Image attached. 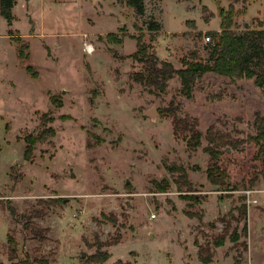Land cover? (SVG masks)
<instances>
[{
	"label": "rangeland",
	"instance_id": "374dc122",
	"mask_svg": "<svg viewBox=\"0 0 264 264\" xmlns=\"http://www.w3.org/2000/svg\"><path fill=\"white\" fill-rule=\"evenodd\" d=\"M144 1L142 16L126 0H17L12 24L0 10V264H85L97 239L118 235L105 248L108 264H204L199 248L206 245L210 264H264V154L254 143L227 151V185H213L206 138L190 149L174 134L173 117L161 113L175 99L178 116L198 118L204 134L215 126L246 142L256 134V113H264L263 89L255 79L207 74L192 99L181 95L179 77L160 93L134 80L144 65L132 58V37H141L178 69L194 51L206 61L215 42L206 38L221 32V12L234 9L238 32L264 29V0ZM153 21L159 32L149 30ZM50 127L53 137L45 133ZM51 198L68 202L50 209L40 202ZM37 210L45 215L36 225L51 230L45 242L25 228ZM226 226L225 244L216 247Z\"/></svg>",
	"mask_w": 264,
	"mask_h": 264
},
{
	"label": "trees",
	"instance_id": "16d2710c",
	"mask_svg": "<svg viewBox=\"0 0 264 264\" xmlns=\"http://www.w3.org/2000/svg\"><path fill=\"white\" fill-rule=\"evenodd\" d=\"M128 5L132 7L135 12L142 16L146 12V5L144 0H126ZM17 4V0H0L1 15L12 24L14 20L13 8ZM234 9L228 11H222V24L221 32L211 31L208 32V36H212L215 42L209 45L210 53L206 61H203L199 53L194 51L189 57L182 58V68H176L173 63L164 61L159 58L156 50L152 44L144 42L141 37H132L137 40V51L132 55L136 61L143 63L144 71L136 72L133 74V78L136 82L146 85L149 88H153L160 93H165L168 88L169 82L175 77H179L181 81L180 93L188 99H192L194 91L198 81L207 74H214L219 77L229 78L235 80H253L257 87L264 91V29H246L244 32H238L232 29ZM162 29V25L153 21L149 24V30L151 32H159ZM109 37L116 38L114 35ZM121 38L117 37V42L122 43ZM21 41V40H20ZM21 56L26 57L23 48L21 49ZM180 104L175 102V99L170 103L168 108L161 110V113H167L173 117L174 134L176 136L184 135L187 141L188 147L192 150L199 149L203 144V138H206L208 145L204 148V151L210 156L212 162L207 171V177L211 184L225 187L230 175L228 169L221 165V158L227 152V149L237 150L242 144L254 143L258 149L259 154H264V113L257 112L255 116L254 127L256 130L255 135H250L246 142L236 140L231 134L225 133L215 126L208 128L204 134L199 129V120L191 116L181 118L178 116L180 110ZM52 118L49 122H53ZM45 133L49 137L55 136V130L50 127L45 130ZM47 136V137H48ZM40 137L31 138L28 142L26 149V156L30 158L33 154V146L37 143ZM171 170L173 168H170ZM183 171L181 178L186 184H188V192L192 191V185L188 180V174L184 168H179ZM256 177H254L255 180ZM253 179L251 180L254 183ZM48 209L53 206H58L61 203H67L68 200L61 198H51L49 200H41ZM247 205H243L239 211V215L242 219L247 217ZM10 213L14 219L18 218V212L14 207H10ZM45 215L44 210H37L34 214V218H30L26 222L25 228L29 230L35 238L45 242L49 240L48 233L50 228H41L36 225L34 219L41 218ZM191 215V214H190ZM193 216V215H191ZM113 224H117L116 215L112 216ZM244 231H247V224L245 223ZM225 234L219 236L215 242L216 247H221L225 244L227 233L229 232V226L225 228ZM239 234L237 229L234 230L232 241L238 242ZM8 241L12 246L17 245V241L13 236L8 237ZM121 241V236L113 240L110 243L96 240L95 247L97 251L90 255L82 257L85 259V264H108L111 254L105 248L111 245H116ZM211 251V246L206 245V248H199V254L201 261L204 264H210L212 262V256H204V252ZM13 252H16L14 249ZM37 264H51L48 259L34 260ZM18 264H33L30 258L19 262ZM115 264H131L123 260L117 261Z\"/></svg>",
	"mask_w": 264,
	"mask_h": 264
},
{
	"label": "water",
	"instance_id": "95a60500",
	"mask_svg": "<svg viewBox=\"0 0 264 264\" xmlns=\"http://www.w3.org/2000/svg\"><path fill=\"white\" fill-rule=\"evenodd\" d=\"M145 114L147 116H150L151 118H155L158 113L156 112V110H149V111H146ZM228 152H230V149H227ZM24 160H19L18 163H21L23 162ZM83 257H85V255H83Z\"/></svg>",
	"mask_w": 264,
	"mask_h": 264
},
{
	"label": "built area",
	"instance_id": "2783aa9c",
	"mask_svg": "<svg viewBox=\"0 0 264 264\" xmlns=\"http://www.w3.org/2000/svg\"><path fill=\"white\" fill-rule=\"evenodd\" d=\"M206 41L210 42V41H211V37L208 36V37L206 38ZM90 46H92V45H90ZM93 48H94V47H93ZM88 50H89V49H88V46H87V51H88Z\"/></svg>",
	"mask_w": 264,
	"mask_h": 264
},
{
	"label": "crops",
	"instance_id": "0c3cea01",
	"mask_svg": "<svg viewBox=\"0 0 264 264\" xmlns=\"http://www.w3.org/2000/svg\"><path fill=\"white\" fill-rule=\"evenodd\" d=\"M0 10H1V5H0ZM222 78H224V77H222Z\"/></svg>",
	"mask_w": 264,
	"mask_h": 264
},
{
	"label": "bare ground",
	"instance_id": "6f19581e",
	"mask_svg": "<svg viewBox=\"0 0 264 264\" xmlns=\"http://www.w3.org/2000/svg\"><path fill=\"white\" fill-rule=\"evenodd\" d=\"M90 52H92V51H90Z\"/></svg>",
	"mask_w": 264,
	"mask_h": 264
}]
</instances>
